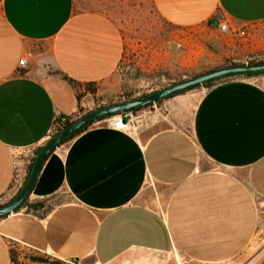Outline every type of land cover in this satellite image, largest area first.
<instances>
[{
    "label": "crops",
    "instance_id": "crops-1",
    "mask_svg": "<svg viewBox=\"0 0 264 264\" xmlns=\"http://www.w3.org/2000/svg\"><path fill=\"white\" fill-rule=\"evenodd\" d=\"M152 3L179 28L212 24L216 12L232 27L264 20V0ZM123 51L104 12L0 0V204L22 187L55 122L96 108L84 86L108 79ZM160 106L164 117L138 110L132 131L105 117L52 150L22 204L0 216V264L17 246L84 264H222L251 246L264 219V72ZM249 264H264V252Z\"/></svg>",
    "mask_w": 264,
    "mask_h": 264
},
{
    "label": "rangeland",
    "instance_id": "rangeland-1",
    "mask_svg": "<svg viewBox=\"0 0 264 264\" xmlns=\"http://www.w3.org/2000/svg\"><path fill=\"white\" fill-rule=\"evenodd\" d=\"M74 2L77 8L95 9L110 15L124 38L123 56L115 72L98 84L84 86L85 90L97 93L94 97L96 108L146 95L211 69L264 61V20L235 27L227 20L230 30L219 32L214 23L183 28L172 26L157 14L152 0ZM215 16L224 19L219 12ZM203 86L207 85L200 84L178 93ZM80 88L78 92L82 94ZM163 99L156 104L160 105ZM151 105L144 108L149 109ZM263 252L264 219L252 245L232 261L222 264H249ZM12 264L84 263L17 246L12 250Z\"/></svg>",
    "mask_w": 264,
    "mask_h": 264
},
{
    "label": "water",
    "instance_id": "water-1",
    "mask_svg": "<svg viewBox=\"0 0 264 264\" xmlns=\"http://www.w3.org/2000/svg\"><path fill=\"white\" fill-rule=\"evenodd\" d=\"M264 71V61L259 63H248L241 65H231L226 67H221L218 69H211L206 72L200 73L198 75L189 77L187 79L175 82L171 85L163 87L161 89L154 90L146 95L135 97L132 99L112 103L109 105L101 106L84 113L82 116L78 117L76 120L71 122L69 125L63 127L59 132L53 135L38 151L34 158L29 174L25 180V183L20 188V190L5 204L0 206V216L7 215L17 209V207L24 201L27 195L30 193L36 176L40 170V167L48 154L54 150L61 141L71 134L73 131L86 126L89 123L97 120L101 116H109L111 114L117 113L122 110L132 109L135 107L145 106L157 99L169 96L174 93L186 90L195 85H200L203 82L210 80L212 78H218L229 74H241L248 72H263Z\"/></svg>",
    "mask_w": 264,
    "mask_h": 264
},
{
    "label": "built area",
    "instance_id": "built-area-1",
    "mask_svg": "<svg viewBox=\"0 0 264 264\" xmlns=\"http://www.w3.org/2000/svg\"><path fill=\"white\" fill-rule=\"evenodd\" d=\"M213 23L216 25L217 30L219 32H226L230 30L229 24L225 19H220L217 18V16H215ZM27 64H28L27 56L26 55L21 56L18 61V66L22 70H24L27 68ZM149 109L152 110L154 113H156L158 117L165 116V110L160 105H157L156 102H153ZM108 118L111 120V124L113 125L114 128L132 131L135 125L134 120L137 118V111H134L133 109H126L114 113L110 115ZM71 261H76V260H71Z\"/></svg>",
    "mask_w": 264,
    "mask_h": 264
},
{
    "label": "trees",
    "instance_id": "trees-1",
    "mask_svg": "<svg viewBox=\"0 0 264 264\" xmlns=\"http://www.w3.org/2000/svg\"><path fill=\"white\" fill-rule=\"evenodd\" d=\"M264 72V71H263ZM258 73H262V72H257V73H255V72H248V73H241V74H236V73H234V74H236V75H251V74H258ZM234 74H229V75H234ZM225 76H227V75H224V76H221V77H218V78H212V79H210V80H207V81H205V82H203L202 84H205V85H209V84H211L212 82H214V81H219V80H221L223 77H225ZM72 81V80H71ZM75 83V82H74ZM196 86H198V85H195V86H193V87H190V88H194V87H196ZM78 88H79V86H78ZM189 89V88H188ZM171 95H173V94H171ZM78 96H80V93L78 92ZM166 97H169V96H166ZM164 98V97H163ZM163 98H160V99H157V100H155L154 102H159L161 99H163ZM153 102H151V103H149V104H147V105H145V106H140V107H135V108H132L134 111H138V110H140V109H142V108H144V107H146V106H148V105H150V104H152ZM112 115V114H111ZM110 116V115H109ZM109 116H101V117H99L98 118V120L99 119H102V118H105V117H109ZM74 120H76V119H71V118H69V117H61L60 119H58L56 122H55V125H56V131L50 136V138L53 136V135H55L57 132H59L63 127H65V126H67V125H69L71 122H73ZM94 122V121H93ZM92 122V123H93ZM92 123H89V124H87L86 126H83V127H81V128H79V129H77V130H75V131H73L71 134H69L67 137H65L62 141H61V143L62 142H64V141H66V140H68L69 138H71V137H73L74 135H76L77 133H79V132H81L82 130H84L85 128H87L88 126H90ZM41 149V147H39L38 148V150H37V152H36V155H37V153H38V151ZM33 161H34V159L32 160V162H31V164H30V169H31V166H32V163H33ZM25 183V182H24ZM23 186V185H22ZM20 190V189H19ZM18 190V191H19ZM22 204V203H21ZM20 204V205H21ZM1 205H3V204H0V206ZM19 205V206H20ZM18 206V207H19ZM17 207V208H18Z\"/></svg>",
    "mask_w": 264,
    "mask_h": 264
}]
</instances>
